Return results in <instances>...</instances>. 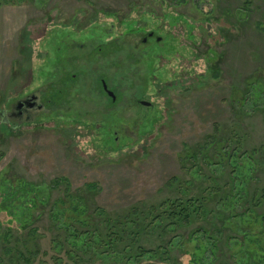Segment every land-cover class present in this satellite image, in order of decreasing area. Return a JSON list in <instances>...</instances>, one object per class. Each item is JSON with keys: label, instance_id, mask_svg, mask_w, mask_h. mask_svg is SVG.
<instances>
[{"label": "rangeland", "instance_id": "obj_1", "mask_svg": "<svg viewBox=\"0 0 264 264\" xmlns=\"http://www.w3.org/2000/svg\"><path fill=\"white\" fill-rule=\"evenodd\" d=\"M34 95L32 119L8 115ZM57 179L87 201L94 245L60 223ZM262 194L264 0H0V206L14 215L0 208V264L8 244L28 259L16 264H127L120 245H95L106 219L130 229L132 210L167 200H196L195 219L145 228L129 246L152 255L139 264H192L201 230L204 264H264L242 241L264 252Z\"/></svg>", "mask_w": 264, "mask_h": 264}, {"label": "trees", "instance_id": "obj_2", "mask_svg": "<svg viewBox=\"0 0 264 264\" xmlns=\"http://www.w3.org/2000/svg\"><path fill=\"white\" fill-rule=\"evenodd\" d=\"M213 70V74L215 76H218V69L215 66L214 68H212ZM211 145V143H206L204 145H202L203 147L200 148L199 152H193L192 154H190V156L194 159H197L198 154H200V152L206 157L209 156L207 153V149L208 147ZM238 151V150H237ZM237 152H232L229 151L228 153H226V157L228 156V158L226 157H222V160L224 161L225 159H227V162L230 164L231 160L234 166L238 165V161L236 158H239V154H236ZM237 155V156H236ZM233 172H236V169L233 168ZM20 182V181H18ZM61 182H64L66 185V193L63 194L62 197L58 198L56 200V204L59 207L60 212H62V217L59 218L60 223L67 227H76L73 228L72 230L75 231L76 229L79 230V226L82 228H85L86 230L83 231V235L81 234L82 232H77L74 233V237L78 242H81L84 245H94L93 242H90L89 239L87 238L86 234H91L89 228L91 227V223H90V218H88V208L86 209V207L88 206L87 201L83 198H75L73 194L69 193V187L70 184L67 181V179H63L62 181H60V179L54 180V184L55 185H60ZM176 183H179V180L177 178L174 179V181L172 182V186H174ZM20 186V190L19 192H23L22 195V199H24V193L25 191L28 189L27 183L24 181H21V183H19ZM87 185V190L92 192L93 190L96 189V185L94 183H88ZM27 186V187H26ZM68 189V190H67ZM232 191L234 189H236L237 191L240 190L241 188L239 186H234V184L231 187ZM242 191V189H241ZM18 192V191H17ZM243 192V191H242ZM247 193V192H246ZM239 194V193H238ZM213 194L210 193V197H212ZM233 196V194L231 196L228 195V198L231 199ZM237 196V195H235ZM227 197V196H226ZM243 198H245V196H241ZM240 197V198H241ZM0 199H2V201H0V203H4L5 201V197H1ZM33 203L34 205H36V201L37 198L34 199L33 197ZM235 200V199H234ZM254 200H256V202L259 204L261 203V201L264 202V195L262 194V196H259V199L254 198ZM3 205V204H2ZM0 206L1 209H4L6 211V213L10 216L12 215V212L10 211L11 208L10 206H6V208H4L3 206ZM195 206H197V202L195 200V202H189V200H186L185 202L183 201H177V200H167L166 202H162L159 204V207H156L155 205L151 206L147 212L145 214H143L141 212V210L138 209H134L131 211L132 215L135 216V220H134V225H132V227L130 229H127V225L130 223L129 222H120L117 226L114 225V221L110 218L106 219V227L104 226V230H105V239H97L98 241H96L95 239V245H100L101 249L103 252H106L105 254H107L109 257H112V253L117 252L118 248L116 247V245H120L122 250L121 252H124L123 254H125L124 257V261L127 262V264H139V262L144 258V256L149 257L150 259H152V255L149 253L145 254V250L143 248L139 249L138 247V251H137V247L135 246L134 248H136V252H133V249H131L129 246H134V240L136 241V239L142 235V233L144 232L145 228L148 229L152 224H158V225H162L164 224L166 221L169 222L170 220H172L173 222H180V221H186L189 220L190 222L193 220L194 216H193V212H194V208ZM202 208V213L204 214H208L210 212L209 208L206 205V202L203 201V203L198 205V208ZM102 212H104L102 210ZM242 216H250L253 218V220L250 221L251 225L253 226V223H257L261 221V218L259 216H252L251 214H242ZM243 217V218H244ZM255 218V219H254ZM195 219V218H194ZM94 220V219H93ZM242 221L244 222L245 220L242 219ZM26 223V219L23 222V224ZM245 223V222H244ZM25 224V225H26ZM180 224V223H179ZM245 225H247V223H245ZM200 229H197L195 232L199 231ZM141 231V232H140ZM202 231V235L201 237L198 238V240H194L193 244L196 245V241L200 242V245L195 247V259L191 260L192 264H204V261L206 260L205 257V253L207 251V246L209 244L208 241L205 240V238H212L211 235H209V232L206 231ZM37 230H33L31 233H29L30 237H33V234L36 233ZM94 235V232L92 233ZM11 234L9 231L4 232L3 234V240H6L8 238H10ZM118 238L120 239V243H116L114 241V239ZM130 240V241H129ZM245 240V243L247 244L245 250L246 253L248 254V257L251 258H255L254 260L258 261V263H262L264 261V252L261 249H255V245H256V241H258L257 237L255 235H253V233H249L244 235L243 240ZM7 243V242H6ZM211 243V242H210ZM241 241H238V243H236L238 246H242ZM192 244V245H193ZM213 245H217L216 242H212ZM210 245V244H209ZM261 250V251H260ZM99 251V250H98ZM4 253L5 255L8 257L7 261L9 264H16L17 262H27L28 259H26V256L24 254V252L13 248L12 246H10L9 244L6 245L4 247ZM121 255V254H120ZM155 257H159V253L156 252L155 255H153ZM153 257V258H155ZM194 258V257H193ZM148 264H152L150 261Z\"/></svg>", "mask_w": 264, "mask_h": 264}, {"label": "flooded vegetation", "instance_id": "obj_3", "mask_svg": "<svg viewBox=\"0 0 264 264\" xmlns=\"http://www.w3.org/2000/svg\"><path fill=\"white\" fill-rule=\"evenodd\" d=\"M103 89L104 91L109 94V89H105L104 84H103ZM36 95L32 96V97H26L24 99H21L19 101H17L16 105H13L14 110H12L11 113H9L8 115L13 117L16 116L18 119L23 120H30L32 119V115L31 112L35 107H42V104H39L35 101L36 100ZM115 100V98L113 99Z\"/></svg>", "mask_w": 264, "mask_h": 264}, {"label": "water", "instance_id": "obj_4", "mask_svg": "<svg viewBox=\"0 0 264 264\" xmlns=\"http://www.w3.org/2000/svg\"><path fill=\"white\" fill-rule=\"evenodd\" d=\"M103 84H104L105 89L107 90L108 88H107L106 83H103ZM109 94L112 95L113 98H115V95L113 94V92L109 91ZM143 103L147 105L149 104L148 102H145V101H143Z\"/></svg>", "mask_w": 264, "mask_h": 264}]
</instances>
